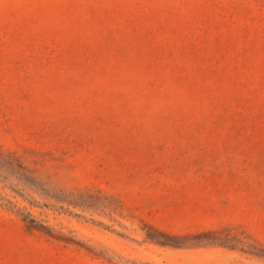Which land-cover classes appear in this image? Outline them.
Listing matches in <instances>:
<instances>
[{
    "label": "rangeland",
    "instance_id": "374dc122",
    "mask_svg": "<svg viewBox=\"0 0 264 264\" xmlns=\"http://www.w3.org/2000/svg\"><path fill=\"white\" fill-rule=\"evenodd\" d=\"M0 264H264V0H0Z\"/></svg>",
    "mask_w": 264,
    "mask_h": 264
}]
</instances>
